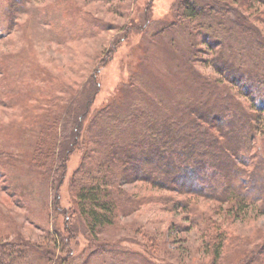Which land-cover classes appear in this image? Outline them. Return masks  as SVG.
<instances>
[{
	"label": "rangeland",
	"instance_id": "rangeland-1",
	"mask_svg": "<svg viewBox=\"0 0 264 264\" xmlns=\"http://www.w3.org/2000/svg\"><path fill=\"white\" fill-rule=\"evenodd\" d=\"M194 1L204 6L205 16L201 15L200 21L188 25L187 30L202 35L211 21L213 24L214 18H221L225 26L236 28H230L228 34L225 29L214 24L216 27L210 30L215 29L214 34L226 38L232 44L237 57L230 60L234 63L246 60L248 65L245 67L249 72L264 73V16L250 15L241 10L240 13L238 6L233 5L232 8L229 6L233 13L227 17V10L217 8L216 1ZM179 2L21 0V4L16 3V11L10 18V8L8 11L2 9L3 4L8 5V0H0V241L25 242V245L30 242L54 247L51 241L54 236L50 234H57L65 219L59 209L69 207L73 202L72 206H75L69 210V224L75 230V238L70 241L74 248L71 264H199L200 259L210 264L213 256H207L206 241L210 238L205 233L207 223L202 218L203 214L220 221L222 232L226 237L228 235L226 252L232 260L223 264H236L235 259L244 253V249L253 250L256 255L264 252V211L261 212L264 206L260 201L250 203L243 213L234 217L228 214L232 208L229 202L188 195L173 188L169 190L164 185L154 186L134 180L125 182L123 188L131 194L147 196V203L141 205L139 210L119 212L114 223L105 224L101 230L92 233L88 231L87 222L79 213L73 218L77 209L72 187L75 175L83 178L87 177V172L96 175L98 164L110 155L112 140L124 143L123 146L130 143L127 147L133 148L159 135L155 136V129L150 127L144 130L146 138L141 139L143 136L134 134L142 130L143 122L157 120V117L158 120L163 119L161 115L155 114V109L162 110L164 104H161V100L167 102L168 97L165 95L166 89L162 92L159 90V93L153 91L157 88L144 73L149 71L148 68H153L150 73L154 77L158 75L165 83V88L167 85L173 88L175 83L170 73H167L168 70L165 69L166 74L161 76L159 72H165L161 65L163 63L171 67L174 65L167 56L158 62L163 66L161 69L145 64L144 59L146 55L154 57L159 48L165 50L166 46L172 48V51L175 49V56L181 60L182 57L177 55L179 52L185 53L188 50L186 54L189 53L191 47L188 49L187 46L190 41L180 35L185 28L179 25L177 18ZM71 9L75 13H69ZM83 16L87 18L82 20ZM171 29L176 32L172 39L174 30ZM126 32L129 34L126 35ZM208 54L203 50L200 56L208 57ZM144 65H147L146 68ZM194 65L206 77H219L208 63L195 62ZM133 74H141L144 82L137 84L138 93L133 91L136 88L131 89V97L130 93L126 95L129 89L125 83L129 82ZM133 81L135 83V79ZM140 85L151 88L149 92H143L142 97L146 96L147 99L142 104L139 100V95H142L139 90H143ZM189 86L197 95L190 108L214 105L212 111L220 115L221 111L234 108L239 101L245 112L256 113L251 109V102L236 87L231 90L230 102L219 101L218 96H210L207 86L203 88L206 95L202 97V86L195 85L192 80H189ZM42 93L43 104L49 108L47 111L45 107L39 110L36 100ZM77 95L81 99L78 101L80 109L76 113L80 126L76 128L79 134L73 147L75 151L67 162L68 168L62 182L60 178L50 182L47 178L48 170L32 162L33 146L39 141L40 133L46 131L44 123L48 114H63L64 106ZM114 102V106H119L118 109L113 110L111 107ZM134 104L135 107H132ZM137 104L141 105L136 108ZM58 106H62L60 112L51 111ZM134 108L136 113L131 116ZM106 109L113 120L108 129L102 133L96 132L93 120ZM177 111H168L166 114H172V122L180 120L182 131L190 134L197 132L196 128L190 130L187 126L195 121L191 120L187 124L188 118ZM258 120L251 119L257 126L247 153L250 167L254 170L259 167L255 171L259 169L264 176V111H259ZM75 125L76 121L73 127ZM62 126L60 122V131ZM70 139L72 146L71 136ZM134 139L137 142L132 143ZM139 163L142 169L152 172L153 163L145 160ZM156 195L186 200L188 203L175 207V203H172L175 206L170 205L159 200ZM250 197L253 198L252 194ZM54 251L55 263H46L43 256L30 246L28 254L32 256L30 260L27 257V260L30 264H59V257L65 253L58 247ZM260 264H264V261Z\"/></svg>",
	"mask_w": 264,
	"mask_h": 264
},
{
	"label": "trees",
	"instance_id": "trees-1",
	"mask_svg": "<svg viewBox=\"0 0 264 264\" xmlns=\"http://www.w3.org/2000/svg\"><path fill=\"white\" fill-rule=\"evenodd\" d=\"M213 1L217 2V8L221 7L227 10V17L230 13H233V9H231L233 5L238 6L239 12L241 10L245 11V13L249 12L250 15L258 14L261 17L264 16V0ZM17 2L21 4V0H8V5H2L3 10L8 11L10 8L8 11H11L10 18L14 16ZM179 4L178 9L180 10L177 18L179 25H183L186 31L188 25L194 21H200L199 18H201V15H204V6H201L194 0H180ZM262 5L263 7L261 8ZM216 7L214 5L215 9ZM70 12L72 14L75 13L72 9ZM77 15L81 16L79 13ZM86 18V16H83L82 20ZM75 19L79 18L75 17ZM220 19L216 20L214 18L213 24H211V21L207 25L208 28L206 29L207 31L203 32L204 35L203 33L202 35L192 34L193 32H189V29L186 32L184 30L180 32L182 33L180 35L184 39L190 41L187 46L188 49L191 47L188 54H186L188 50L185 53L182 51L183 53L179 52L177 54L179 57H182V60L175 56V49L172 51L170 50L172 48H167V46L164 47L165 50L159 48V52L154 57L146 55L148 58L145 57V64L149 63L157 69H161L164 66V71L166 69L168 72L161 73L160 71L159 76L166 74V72L170 73L169 75H171V80L175 83V87L171 88L167 85V88H165V83L162 82L158 75H155V78L150 73L153 68H148L149 71H145L144 76L149 78L152 84L156 86L157 89H152L153 91L158 92L160 90L162 92L166 89L167 102L162 99L161 104H164L162 110L160 108L155 109V114L161 115L163 119L158 120L159 117H157V120H152L148 123L143 122L144 126L142 130L135 131L134 134H140V137L143 136L141 139L146 138L144 130L150 127L155 129V136L156 134L159 135L153 140H147L144 145L140 143L141 146L133 148L127 147L130 143H126V146H123L125 145L124 143H117L116 140H112L110 142L111 150L109 149L110 155L102 163L98 164L96 175L87 172V177L84 178L83 176H74L72 187L74 190L73 196H76L77 209L75 208L76 211L73 213V218L79 213V216L86 220L88 231L91 233L97 229L98 231L99 229L101 230V227L105 224L114 223L113 220L116 217L118 218L119 212L131 213L136 209L139 210L141 205L145 204L148 199L146 195L131 194L123 188L125 182L134 180L148 182L154 186L164 185L169 190L173 188L180 193L188 195L219 200L225 203L229 202L232 204V208L228 214H232L234 217L243 213L245 207L250 203L260 201L259 203L264 206V176L259 169L255 171L259 167L255 168V170L250 167L249 153H247L250 151L251 139L257 126L251 119L256 118L258 120L259 111H264V73L253 74L249 72L245 67L248 65V61L246 60H241L239 63H234L230 60L237 57L236 52L232 49V44H229L226 38L214 34L216 30H210V28L217 26L230 33V28L236 27H227L224 25L223 20L221 21ZM174 32L171 35V39L176 35V32ZM127 33L129 34V32H126V35H128ZM237 35L240 36L238 33ZM159 38L161 39L160 36ZM203 50L209 52L208 57L200 56ZM164 56L168 57V60L174 67L167 66L165 63L161 64L163 65L161 66L158 63ZM195 62L208 63L219 77L212 79L200 74L195 68ZM146 66L144 65L145 68ZM97 71L96 74L98 73ZM134 79L135 83H133ZM128 80L129 82L125 83V86L129 89V91L126 90V95L130 93L132 97L133 91L138 93L137 84L143 83L144 78L141 74L139 76L138 74H133L130 75V79ZM189 80H192L195 85L199 84L202 86L200 91L202 97L206 95L203 88L206 89L207 86V92L210 96H218L217 99L219 101L225 100L231 102V90L236 87L237 91L251 102V109L258 113V115L250 111V113L245 112L239 101L236 104L238 108L234 106L232 109L223 110L220 115L212 111L214 105H211V107L201 105L203 106L202 108H190L197 95L195 90L189 86ZM145 86L140 85V88L143 89L139 90L142 94L139 95V98L141 97L139 99L141 104L147 99L146 96L142 97L143 92L145 93L147 90L149 92L151 89L149 86ZM132 88L136 89L133 90ZM47 93L49 94V91ZM79 96H75L70 103L66 104V107L64 106L63 114L57 112H54V115L48 114L49 117L45 118L44 123L46 131H42L39 141L34 143L32 162L48 170L49 174L47 178H49L50 182L58 180V178L62 182V179L66 175V168H68L67 162H69L70 155L75 151L73 147L78 140L79 134V132H76V128L80 126L79 116L76 114L80 109ZM36 100L39 110L44 109V107L46 111L49 109L46 104H43V93ZM135 104L132 107H135ZM141 104H137L136 108ZM114 105L115 102L111 105L113 110L119 108V106ZM58 107L60 109H56L55 107L53 110H50L60 112L62 106ZM186 107L188 110L184 111ZM136 108L132 110L131 116L136 113ZM177 109L180 111V115L188 118L187 124L191 120L195 121L187 126L190 130L193 127L196 128L197 132L190 134L191 132L182 131L180 120L171 121L173 119L172 114L168 115L166 113L168 111L178 113ZM113 110L112 113L114 114ZM100 114L93 120V124L95 125L94 127H97L95 129L96 132L102 133V131L109 128V123H111L113 117L108 115L107 109L103 110V113L100 112ZM193 114L194 117H191ZM227 118L228 120H226ZM132 119L134 120V117ZM75 121L76 125L73 127ZM60 122L61 126L63 125L61 131L59 128ZM70 136L72 138V146H70ZM134 142H137V140L134 139L132 143ZM137 148L140 150H135ZM140 160L142 162L145 160L147 163H153L155 167H151L150 171L152 172L142 169L139 163ZM258 192L260 194L257 195L256 193ZM250 194H252L253 198L250 197ZM156 196H158L159 200L162 199L170 205L175 203L177 205H173L175 207L188 203L186 200H179L173 197L162 198V195ZM72 204L69 207L59 209L65 216V219L61 222L62 229H59L55 235L50 234L52 237L54 236L51 239L55 244L54 247L51 248L48 244L43 246L41 244L26 242L25 245V242L0 241V264H30V261L27 260V257L30 260V256H32L28 254L30 246H33L43 256L42 258L46 263L54 262V249L58 247L65 253L59 257V264H71L74 248L70 241L75 238V230L69 224L71 218L69 210L75 206H72ZM184 208L187 207L185 206ZM263 211L264 208L261 209V212ZM202 218L207 223L205 233L210 238L206 241L207 256L210 258L213 256L210 264H223L226 261H231L232 259L229 258L226 252L228 235L226 237V234L222 232L220 221L212 220L206 214H203ZM243 252V254L235 259L236 264H260L264 261V252H260L259 255H256V252L253 250L246 251L244 249ZM56 261L58 262V257ZM146 261L148 260L146 259ZM206 262L205 259H200L199 264H206Z\"/></svg>",
	"mask_w": 264,
	"mask_h": 264
}]
</instances>
